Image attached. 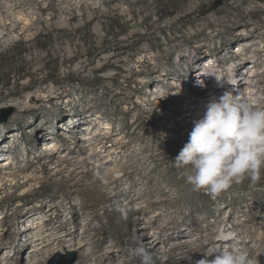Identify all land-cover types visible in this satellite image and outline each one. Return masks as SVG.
I'll list each match as a JSON object with an SVG mask.
<instances>
[{"label": "rangeland", "instance_id": "rangeland-1", "mask_svg": "<svg viewBox=\"0 0 264 264\" xmlns=\"http://www.w3.org/2000/svg\"><path fill=\"white\" fill-rule=\"evenodd\" d=\"M232 86L264 99V0H0V264H195L220 225L264 264V169L213 198L172 163Z\"/></svg>", "mask_w": 264, "mask_h": 264}, {"label": "clouds", "instance_id": "clouds-1", "mask_svg": "<svg viewBox=\"0 0 264 264\" xmlns=\"http://www.w3.org/2000/svg\"><path fill=\"white\" fill-rule=\"evenodd\" d=\"M233 69L228 65L223 73L208 75L220 86L235 85ZM172 163L186 173L184 179L193 191H206L213 198L245 178L257 181L264 169V104H257L252 95L231 91L210 100L203 114L193 120L188 141ZM117 211L126 219L124 209ZM215 239L228 243L210 247L195 264H249L236 232L220 225ZM131 255L140 264H155L142 244L133 247Z\"/></svg>", "mask_w": 264, "mask_h": 264}, {"label": "bare ground", "instance_id": "bare-ground-1", "mask_svg": "<svg viewBox=\"0 0 264 264\" xmlns=\"http://www.w3.org/2000/svg\"><path fill=\"white\" fill-rule=\"evenodd\" d=\"M166 1V0H165ZM167 1H172V2H177V1H180V0H167ZM27 21V20H26ZM54 30V29H53ZM66 30V29H65ZM69 31V30H68ZM67 33V32H66ZM202 33V32H201ZM18 58V57H17ZM14 60V59H13ZM10 61H12V60H10ZM15 62V61H14ZM11 63V62H10ZM211 64H213V63H211ZM211 64H210V66H211ZM17 68H18V66H17ZM20 70V69H19ZM18 71V70H17ZM8 73H10V71L8 72ZM7 73V74H8ZM249 79H252V76L250 75L249 77H248ZM206 82V81H205ZM250 88H254V85H251V86H249ZM230 90H231V92L234 94V95H236L235 93H234V91H235V89H234V87L232 86L231 88H230ZM243 89H240V90H238V91H242ZM222 91V88H220V87H217V88H215L209 95H208V100L207 101H204V104H203V108H205V105L210 101V100H212V99H216V98H218V93H220ZM193 92H196L195 90H193ZM240 93V92H239ZM243 93V92H242ZM241 94V93H240ZM242 95V94H241ZM206 96V95H205ZM242 96H244V94L242 95ZM257 103H259V104H264V99H259L258 100V102ZM88 141H89V138H88ZM107 168H106V166L103 164V165H100L99 166V168H98V171H99V173L100 174H102V176L104 175L105 177H106V174H109V173H107ZM110 172V171H109ZM262 174V173H261ZM108 177V176H107ZM108 181H110V178L108 177ZM112 180V179H111ZM111 182V181H110ZM109 182V183H110ZM111 184V183H110ZM105 195V194H104ZM107 195V194H106ZM105 195V196H106ZM105 196H103V197H105ZM119 197V196H118ZM122 197V196H121ZM104 199V198H103ZM109 199H111V197L110 198H108V200ZM138 213V212H137ZM134 214H136V213H133V212H131V215L129 214V216H131V217H133L132 215H134ZM41 216V215H40ZM110 216H112L111 214H110ZM106 217L108 218L109 217V214H107L106 213ZM93 218L96 220H98V221H100L101 222V225L103 226L104 224H103V222H102V217L100 216V215H98V214H95V216H93ZM110 218V217H109ZM108 218V219H109ZM135 219V218H134ZM109 221H111L110 219H109ZM108 221V223L110 224L111 222H109ZM2 219H1V224H2ZM128 222H130V221H128ZM115 222H113V224H114ZM121 223V222H120ZM108 224V225H109ZM126 224H128L127 222H126ZM134 224V223H133ZM111 226V225H110ZM132 227V226H131ZM130 227V228H131ZM119 228V225H116L115 224V226H111V229H118ZM102 229H106L105 228V226H104V228H102ZM133 232V231H132ZM135 233V232H134ZM134 233H132L131 235H132V237H130V239L131 240H136L135 238V236H136V234H134ZM157 235V234H156ZM35 238H38V235L36 234L35 236H34ZM41 237V236H40ZM39 237V238H40ZM153 237V236H152ZM151 239V238H150ZM153 239V238H152ZM155 239H156V241L158 240V241H161V239H160V237H159V234L157 235V237H155L154 238V241H155ZM142 240V243L141 242H138V243H136V245L137 244H142V245H144V241H145V238H143V239H141ZM148 242V241H147ZM150 242V241H149ZM155 243V242H154ZM81 244V243H80ZM149 244V243H148ZM160 244V243H159ZM152 245V244H151ZM155 245V244H154ZM153 247V246H152ZM156 247V246H155ZM177 248V247H176ZM154 248H152V249H150L149 250V252L151 253V250H153ZM179 249H181V248H179ZM185 250V249H184ZM185 252V251H184ZM179 257V256H178ZM186 259V258H185ZM182 261V260H181ZM186 261V260H185ZM174 262V261H173ZM180 262V261H179ZM183 262V261H182ZM184 263V262H183ZM34 264H37V262H34Z\"/></svg>", "mask_w": 264, "mask_h": 264}, {"label": "water", "instance_id": "water-1", "mask_svg": "<svg viewBox=\"0 0 264 264\" xmlns=\"http://www.w3.org/2000/svg\"><path fill=\"white\" fill-rule=\"evenodd\" d=\"M13 114V110L12 109H3L0 110V121L2 123H5L8 121V119L10 118V116ZM77 262V257L74 256L73 259L70 260H66L61 262L60 264H75ZM54 264V263H53Z\"/></svg>", "mask_w": 264, "mask_h": 264}]
</instances>
